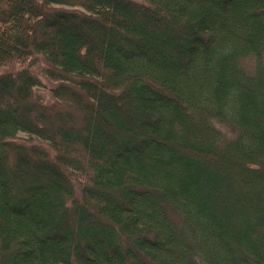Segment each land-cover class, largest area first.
I'll return each instance as SVG.
<instances>
[{
  "label": "trees",
  "instance_id": "obj_1",
  "mask_svg": "<svg viewBox=\"0 0 264 264\" xmlns=\"http://www.w3.org/2000/svg\"><path fill=\"white\" fill-rule=\"evenodd\" d=\"M0 264H264V0H0Z\"/></svg>",
  "mask_w": 264,
  "mask_h": 264
},
{
  "label": "rangeland",
  "instance_id": "obj_2",
  "mask_svg": "<svg viewBox=\"0 0 264 264\" xmlns=\"http://www.w3.org/2000/svg\"><path fill=\"white\" fill-rule=\"evenodd\" d=\"M246 64H247V66H250L251 60H247ZM43 66H44V64L42 62V59L40 58V61L32 68L33 71L39 75L40 81H41V85L36 88V92L39 93L47 102H50L53 100V97H52V94L50 91L52 81L50 80L49 77H47L44 74V72L42 70ZM219 125L222 126L225 131H228L230 133L235 132V128L232 127L231 125L227 124V123L219 122ZM19 135L21 137H28L29 136L28 133H26V132H20Z\"/></svg>",
  "mask_w": 264,
  "mask_h": 264
}]
</instances>
